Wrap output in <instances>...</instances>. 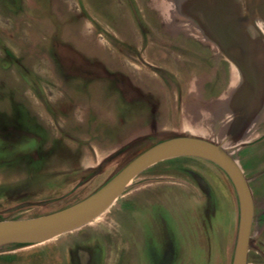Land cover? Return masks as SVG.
Segmentation results:
<instances>
[{
    "label": "rangeland",
    "instance_id": "rangeland-1",
    "mask_svg": "<svg viewBox=\"0 0 264 264\" xmlns=\"http://www.w3.org/2000/svg\"><path fill=\"white\" fill-rule=\"evenodd\" d=\"M178 3L0 0V39L24 59L42 84L45 82L47 95L55 104L49 116L39 92L31 90L32 112L47 124H52V119L60 121L65 136L72 133L73 138L64 145H56L52 163L93 166L107 152L150 133V108L158 99L153 123L157 137L129 144L127 150L105 161L94 176L91 172L77 176L57 171L19 184L15 172L0 171V220L16 210L25 212L8 221L31 220L79 204L163 141L181 136L216 144L225 140L229 113L220 115L217 110V115H209L204 105H212L215 97L222 106L228 100L230 64L199 24L179 10ZM15 30L18 35L11 36ZM56 54L63 60V80L61 87L54 88L56 66H60L55 63ZM75 60L80 69L94 65L101 73H122L133 88L150 85L158 96L153 92L151 104L150 99L126 102L116 80L73 81L64 72L76 71ZM254 159L250 165L254 174L245 176L248 181L251 177L259 217L263 211L264 157L256 154ZM76 177V183H71ZM49 185L56 191L48 193ZM56 197L60 201L54 205L39 204ZM238 200L232 181L215 164L200 158L171 159L139 175L89 224L41 243L0 246V264H232L240 217ZM257 217L248 264H264L260 254L264 229Z\"/></svg>",
    "mask_w": 264,
    "mask_h": 264
},
{
    "label": "water",
    "instance_id": "water-1",
    "mask_svg": "<svg viewBox=\"0 0 264 264\" xmlns=\"http://www.w3.org/2000/svg\"><path fill=\"white\" fill-rule=\"evenodd\" d=\"M192 6L194 11H187L188 15L236 67L240 88L244 91V101L228 128L226 139L220 144L191 136L163 141L140 155L106 186L79 204L31 220L0 222V246L41 243L81 228L105 213L131 183L152 166L175 158L191 157L215 164L232 181L239 199L240 216L232 264H248L255 217L254 198L231 150L240 146L264 106V0H195Z\"/></svg>",
    "mask_w": 264,
    "mask_h": 264
},
{
    "label": "flooded vegetation",
    "instance_id": "flooded-vegetation-1",
    "mask_svg": "<svg viewBox=\"0 0 264 264\" xmlns=\"http://www.w3.org/2000/svg\"><path fill=\"white\" fill-rule=\"evenodd\" d=\"M194 2L195 0H179L178 4L179 7H181L179 8V10L183 11L188 18H190V16L188 15L187 11H194L192 9V5L194 4ZM18 30L13 31V34H11V36L16 37L18 35ZM54 60L55 63H59L60 65L56 66L57 71H55L54 75L57 82H54L53 85L54 88H56L61 87L63 78L62 71L60 70L62 65L61 57L56 54ZM77 64L79 63L75 60V66L73 67L76 69L75 72H71V74L66 71L64 72L66 76L68 75L69 79H72L73 81H78V79L81 78L96 79L108 83L109 81L116 80L118 84H115V86L118 90L121 89L123 96H126L124 97V100L126 102H132L133 100L138 102H147L150 98L153 100V97H151L153 92H155L156 96H158L157 90L154 87H150V85L145 86L136 84V87L134 88L131 87L132 85L129 86L126 77L122 73H114L110 72L109 70L103 71V73H101L96 71L94 65H88L86 67L81 65L82 69H80ZM229 64L232 67V70L230 72L232 87L229 91L230 94L228 100H226V103L223 104L224 107L221 103H217L215 101L217 100L216 97L210 103L212 105L204 106L208 107V109H206L208 110L209 115L213 113V116L217 114L222 115L224 111H227L229 113L228 123L231 124V122L238 116L237 112L239 111H237V109L244 101V91L240 88L241 82L238 77L239 75L237 76L236 67L231 62H229ZM79 69L81 71H79ZM44 83L42 84V81H40V78L36 75V73L31 71V69L26 65L24 59H20V57H18L14 53L11 47H7V45H5V41L0 39V171L10 173L11 171L12 173L15 172L14 175L19 180V184L29 182L35 177H45L48 175L57 174V171L59 173L61 172L63 174L65 173L71 175L74 173L77 176L82 175L83 173L86 174L87 172H91V175L94 176L102 168V165L105 161L111 159L113 156L122 152L123 150H127L126 146H128L129 144L133 142L135 144L139 140H146L157 137L156 132L153 131V129H155L153 123L156 114H158L155 110L158 99L155 100L154 104H151V102L153 101H151L150 99V101H148L151 104L150 117L147 121V124L148 122L150 123L149 130H152L153 132L151 131L148 134L135 137V139H133L131 142L123 144L121 147H119V150L117 151H113L112 153L107 152V155L103 157L100 162L93 166L81 168V162L78 165H72L71 163L69 166H61V164L57 165L56 163H52V160L56 159V145L61 143L64 145L65 141H68L73 137L71 135L72 133H70L68 136H65L67 131L62 130L61 124L59 123L60 121L54 122L52 119V124H47L32 112V106L29 103V92L31 90H33L34 92L35 90H37L39 92L40 99H42L40 101L42 102L44 110L48 113L49 116L53 114L52 108L55 104L53 105L50 101L46 89L43 86ZM218 100H221V98L218 97ZM7 101H9V103L5 105L4 103ZM59 110H61V108H59ZM217 110L219 111L218 113ZM197 116H199V113ZM199 118L200 116L197 117V119ZM217 118L219 120L221 117H219L218 115ZM141 132L142 131L140 130V132L138 133ZM243 141V143H240V146L238 145V147H235L231 150L234 158L243 161V159H250L255 157L256 154L262 155L264 157V106L257 119L255 120V122H253L250 129L246 133ZM31 144L35 145L34 149L30 148ZM65 146L68 147L70 152L73 151L71 148H69V146ZM129 147H131V145ZM76 153V151L72 152V154L75 155ZM80 155L81 158L84 157L82 154ZM51 163L53 166H49L51 165ZM45 164L48 165L47 167L43 168L44 166L42 165ZM59 165L60 167L57 168V166ZM262 166V168L264 169V161ZM247 175L248 174H246V176ZM85 178L88 179V176H86ZM72 180L73 181H71V183L74 184L76 183L78 178L76 177ZM92 180L93 179H90L88 183H90ZM250 180L251 177H249L248 183L252 188V196L254 198L253 201L255 217L253 224H255V219L257 217L255 213V199L257 198H255ZM82 181L83 180H81V182ZM16 185L4 186L14 187ZM47 190L48 193L56 191L55 186L47 187ZM58 201L60 200L58 197H56L48 200H42L39 204L43 207H48L50 205H54V203ZM262 207L263 211L261 212L259 217H257V223L261 224L262 228L264 229V194L262 197ZM21 212L25 211L16 210L8 217L1 219L0 222L8 221V218ZM260 254L262 255V258L264 260V244L262 252H260Z\"/></svg>",
    "mask_w": 264,
    "mask_h": 264
},
{
    "label": "crops",
    "instance_id": "crops-1",
    "mask_svg": "<svg viewBox=\"0 0 264 264\" xmlns=\"http://www.w3.org/2000/svg\"><path fill=\"white\" fill-rule=\"evenodd\" d=\"M62 59V58H61ZM75 63V62H74ZM61 64H62V66H63V60H61ZM73 64V63H72ZM231 68V69H230ZM229 70L231 71L232 70V67L230 66L229 67ZM237 73V72H236ZM238 76V75H237ZM229 126H230V124L228 123V125H227V130H226V136H227V131H228V128H229ZM155 132H157V131H155ZM226 139V138H225ZM210 142H212V141H210ZM244 141L242 140V142L241 143H243ZM213 143H215V142H213ZM232 157H233V155H232ZM103 158V157H102ZM234 158V157H233ZM236 161H237V163L238 164H240L239 166H241V169L243 170V172H244V175H246V174H248V173H250V174H252L253 172H254V169L255 168H251V166L252 165H254V157L253 158H250V159H243V161L242 160H239V159H236V158H234ZM251 165V166H250ZM254 174V173H253ZM252 228H253V226H252Z\"/></svg>",
    "mask_w": 264,
    "mask_h": 264
}]
</instances>
